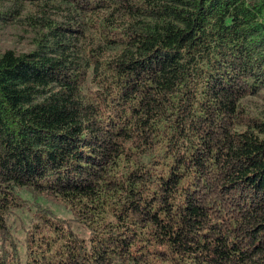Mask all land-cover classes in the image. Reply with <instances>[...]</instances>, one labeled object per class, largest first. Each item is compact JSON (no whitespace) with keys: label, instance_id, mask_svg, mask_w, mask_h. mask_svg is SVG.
I'll list each match as a JSON object with an SVG mask.
<instances>
[{"label":"trees","instance_id":"obj_1","mask_svg":"<svg viewBox=\"0 0 264 264\" xmlns=\"http://www.w3.org/2000/svg\"><path fill=\"white\" fill-rule=\"evenodd\" d=\"M7 27L0 264H264V0H0ZM22 190L87 236L42 207L20 254Z\"/></svg>","mask_w":264,"mask_h":264},{"label":"rangeland","instance_id":"obj_2","mask_svg":"<svg viewBox=\"0 0 264 264\" xmlns=\"http://www.w3.org/2000/svg\"><path fill=\"white\" fill-rule=\"evenodd\" d=\"M21 33V32H20ZM6 47H14L17 50L27 49V37L18 36V31L15 28L7 27L0 29V49ZM258 96L252 97L251 105L253 109H257L264 116V90ZM21 198L24 200V207L14 211L12 215L7 218L9 226L10 237L14 242L15 247L20 254L23 253L24 239L27 229L30 224L34 212H38L39 208H47L52 212V215L70 222V212L60 203L48 200L43 196L30 194L27 191H21ZM71 225L74 231L81 235L87 236V231L71 220Z\"/></svg>","mask_w":264,"mask_h":264}]
</instances>
